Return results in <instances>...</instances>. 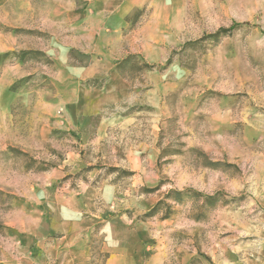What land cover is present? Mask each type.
Segmentation results:
<instances>
[{
    "label": "rangeland",
    "instance_id": "rangeland-1",
    "mask_svg": "<svg viewBox=\"0 0 264 264\" xmlns=\"http://www.w3.org/2000/svg\"><path fill=\"white\" fill-rule=\"evenodd\" d=\"M263 216L264 0H0V264H264Z\"/></svg>",
    "mask_w": 264,
    "mask_h": 264
},
{
    "label": "crops",
    "instance_id": "crops-1",
    "mask_svg": "<svg viewBox=\"0 0 264 264\" xmlns=\"http://www.w3.org/2000/svg\"><path fill=\"white\" fill-rule=\"evenodd\" d=\"M87 189L81 190V200H78V202L91 206L93 204L92 202L96 192L93 193L91 192L92 190ZM55 229L61 233L60 238L62 241H64L65 247L70 246L72 251L75 250V252H79L84 249L86 237H88V235H90V233L93 231H97L98 234H102L103 242H101V244L106 250H115V248H117L119 245L123 246L122 243H124V239L122 237L124 225L118 220L104 221L97 211L90 212V215L84 218H76L75 220L73 219V221L71 220V223H69L68 220L59 221L56 224ZM71 232L73 236L70 234ZM112 256L114 257L115 261L116 255L114 254ZM74 264L90 263L84 260L78 263L74 262Z\"/></svg>",
    "mask_w": 264,
    "mask_h": 264
},
{
    "label": "trees",
    "instance_id": "trees-1",
    "mask_svg": "<svg viewBox=\"0 0 264 264\" xmlns=\"http://www.w3.org/2000/svg\"><path fill=\"white\" fill-rule=\"evenodd\" d=\"M231 29V28H230ZM229 29H226V28H220L218 31H216L214 34H212L211 36L214 37V38H217L219 35H221L222 33H225L227 32ZM131 57H127L123 62L126 63L130 60ZM145 67H151V66H148L146 65ZM111 171H118L116 168H109ZM191 195H200L199 193L195 192L194 190L192 189H184L183 191H178V190H169L163 199L159 200L155 205L154 207L151 209V214L152 213H155L159 206L165 204V201L167 199H170L172 201H177V202H180L182 201L184 198H187V197H190ZM206 201L207 202H210V203H215L217 201V197L214 195V196H207L206 197ZM168 211V209H167ZM168 216V212L167 214L165 215V217ZM1 227V226H0Z\"/></svg>",
    "mask_w": 264,
    "mask_h": 264
}]
</instances>
